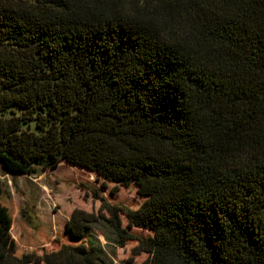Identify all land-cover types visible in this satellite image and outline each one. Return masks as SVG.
Masks as SVG:
<instances>
[{
	"label": "trees",
	"instance_id": "16d2710c",
	"mask_svg": "<svg viewBox=\"0 0 264 264\" xmlns=\"http://www.w3.org/2000/svg\"><path fill=\"white\" fill-rule=\"evenodd\" d=\"M61 163L144 200L93 189L52 251L0 225V264H108L98 221L141 264H264V0H0V164Z\"/></svg>",
	"mask_w": 264,
	"mask_h": 264
},
{
	"label": "rangeland",
	"instance_id": "374dc122",
	"mask_svg": "<svg viewBox=\"0 0 264 264\" xmlns=\"http://www.w3.org/2000/svg\"><path fill=\"white\" fill-rule=\"evenodd\" d=\"M96 189L112 205L136 209L144 200L134 186L118 187L103 182L82 169L61 163L52 169L36 170L34 175L7 171L0 164V225L6 229L10 248L16 255L23 252L52 251L59 243H69L66 222L74 209L97 214L100 202L93 195ZM122 225L127 221L121 215ZM137 236H151V232L132 228ZM107 256L108 264H141L147 256L132 255L137 242H128L124 248L115 245L110 225L98 221L92 226Z\"/></svg>",
	"mask_w": 264,
	"mask_h": 264
}]
</instances>
